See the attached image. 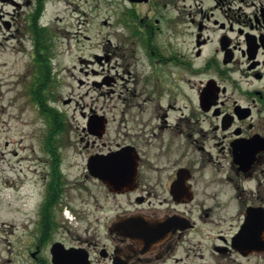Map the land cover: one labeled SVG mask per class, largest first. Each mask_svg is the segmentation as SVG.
Here are the masks:
<instances>
[{
  "label": "flooded vegetation",
  "instance_id": "obj_1",
  "mask_svg": "<svg viewBox=\"0 0 264 264\" xmlns=\"http://www.w3.org/2000/svg\"><path fill=\"white\" fill-rule=\"evenodd\" d=\"M177 1L128 0L129 97L105 71L112 55L81 59L123 109L114 136L84 110L74 140L52 137V108L68 118L52 100V0H0V27L28 55L20 85L31 104L48 91L51 126L43 186L17 187L29 222L4 223L0 264H264V0Z\"/></svg>",
  "mask_w": 264,
  "mask_h": 264
},
{
  "label": "rangeland",
  "instance_id": "obj_2",
  "mask_svg": "<svg viewBox=\"0 0 264 264\" xmlns=\"http://www.w3.org/2000/svg\"><path fill=\"white\" fill-rule=\"evenodd\" d=\"M194 1L177 2L182 7ZM130 8L128 0H52L49 15L54 40V95L56 105L68 116L67 127L60 137H74V140L80 137L85 122L82 112L91 106L107 117L108 135L114 136L119 128L122 101L116 93H108L110 87L115 86H95L93 81L100 78L91 72L87 76L80 68L82 58L92 59L95 54L112 55V60L104 66L105 71L117 78L115 89L117 92L123 90L121 98L130 96V90H126L125 85L132 87L131 75L137 70L131 57V31L126 25L131 22ZM147 13L145 5H141L138 18L144 19ZM23 46L0 27V232L5 228L4 223L18 230L29 222L23 216V200L17 187L30 182L35 188L37 184L42 187L41 173L45 171L44 158H47L44 152L48 149L45 146L46 120L38 105L29 103V96L23 90L22 83L20 85L28 59ZM114 52L121 57H115ZM138 53L142 54L143 51L139 50ZM93 66L101 69L97 64L88 69L91 70ZM118 72L125 78L121 79ZM24 78L30 80L29 76ZM77 146L80 147L79 142ZM66 150L75 164L71 168L72 176H79L80 158L75 157L70 149ZM36 197L31 198V205L37 209L41 197L39 203H36ZM2 245L0 240V247Z\"/></svg>",
  "mask_w": 264,
  "mask_h": 264
},
{
  "label": "trees",
  "instance_id": "obj_3",
  "mask_svg": "<svg viewBox=\"0 0 264 264\" xmlns=\"http://www.w3.org/2000/svg\"><path fill=\"white\" fill-rule=\"evenodd\" d=\"M53 45H54V40H53V34H52V55L54 54L53 51ZM36 63L41 65L37 72L35 71V75H37V78L40 82H43L45 80V75L42 69V60L41 59H36ZM52 77L56 79L55 73L52 71ZM55 90V89H54ZM55 91L53 92L52 90V100L55 99L54 95ZM48 91H45L44 89L40 88L38 92H32L31 93V100L33 103L37 104L39 107L40 113L43 115V117L46 120L47 124V134H46V139H45V146L49 148V143H48V137L50 135V128L51 126L49 125V114H48ZM53 110H56L53 112ZM67 127V123L65 122V118L63 114L59 113V110L52 108V137H60L62 133H64L65 129Z\"/></svg>",
  "mask_w": 264,
  "mask_h": 264
},
{
  "label": "water",
  "instance_id": "obj_4",
  "mask_svg": "<svg viewBox=\"0 0 264 264\" xmlns=\"http://www.w3.org/2000/svg\"><path fill=\"white\" fill-rule=\"evenodd\" d=\"M130 1H132V2H144L147 0H130ZM103 126H104V124L101 125V123H100L99 127H103Z\"/></svg>",
  "mask_w": 264,
  "mask_h": 264
}]
</instances>
